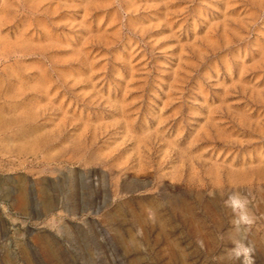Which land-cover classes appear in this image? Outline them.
Wrapping results in <instances>:
<instances>
[{"label": "rangeland", "instance_id": "rangeland-1", "mask_svg": "<svg viewBox=\"0 0 264 264\" xmlns=\"http://www.w3.org/2000/svg\"><path fill=\"white\" fill-rule=\"evenodd\" d=\"M234 191L264 264V0H0V264H241Z\"/></svg>", "mask_w": 264, "mask_h": 264}, {"label": "clouds", "instance_id": "clouds-1", "mask_svg": "<svg viewBox=\"0 0 264 264\" xmlns=\"http://www.w3.org/2000/svg\"><path fill=\"white\" fill-rule=\"evenodd\" d=\"M224 206L233 214V234L229 236L233 246L227 251V259L239 260L241 264H255V248L247 239L256 222L249 196L234 191L224 200Z\"/></svg>", "mask_w": 264, "mask_h": 264}, {"label": "bare ground", "instance_id": "bare-ground-1", "mask_svg": "<svg viewBox=\"0 0 264 264\" xmlns=\"http://www.w3.org/2000/svg\"><path fill=\"white\" fill-rule=\"evenodd\" d=\"M22 199L24 200V196H23V194L21 193V196H20V205H21V206L24 205V202H23ZM163 228H165V226H163Z\"/></svg>", "mask_w": 264, "mask_h": 264}]
</instances>
